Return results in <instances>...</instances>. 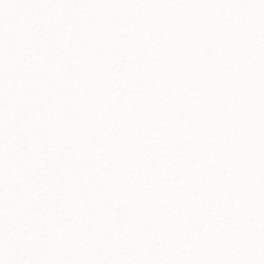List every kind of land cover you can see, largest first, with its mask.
<instances>
[{"label": "snow or ice", "instance_id": "obj_1", "mask_svg": "<svg viewBox=\"0 0 264 264\" xmlns=\"http://www.w3.org/2000/svg\"><path fill=\"white\" fill-rule=\"evenodd\" d=\"M0 264H264V0H0Z\"/></svg>", "mask_w": 264, "mask_h": 264}]
</instances>
